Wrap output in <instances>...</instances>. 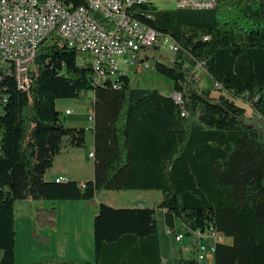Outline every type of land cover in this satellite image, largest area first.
I'll use <instances>...</instances> for the list:
<instances>
[{
    "label": "trees",
    "instance_id": "trees-1",
    "mask_svg": "<svg viewBox=\"0 0 264 264\" xmlns=\"http://www.w3.org/2000/svg\"><path fill=\"white\" fill-rule=\"evenodd\" d=\"M129 15L176 46L168 61L150 58L179 100L134 87L126 73L95 83L91 63L55 32L38 43L26 90L0 67V264H14L16 201H90L100 190L133 189L161 196L153 207L100 202L92 261L55 263L167 264L156 234L162 210L169 231L179 219L184 232L214 230L230 238L215 242L212 264H264V0L169 10L138 2ZM198 67L217 95L199 85ZM88 91L93 176L46 180L63 147L85 146L86 129L64 124L55 101ZM55 213V207L37 209L38 226L53 227ZM177 264L200 261L179 254Z\"/></svg>",
    "mask_w": 264,
    "mask_h": 264
},
{
    "label": "built area",
    "instance_id": "built-area-1",
    "mask_svg": "<svg viewBox=\"0 0 264 264\" xmlns=\"http://www.w3.org/2000/svg\"><path fill=\"white\" fill-rule=\"evenodd\" d=\"M216 0H207L214 6ZM0 0V67L7 68L18 88L29 86V71L38 43L49 33L68 38V44L80 48L82 59L101 65V72L94 73V82L113 79L116 73H125L123 67H148L149 48L160 50L165 38L142 31L129 21L126 0ZM167 44V43H166ZM168 45V44H167ZM170 51L175 47L168 45ZM180 97L175 100H179ZM69 110L66 109L65 113ZM88 120L93 121L90 107ZM88 156L93 157V152ZM60 178H55L59 181ZM191 250L197 261H202L207 251H213L215 242H223L224 236L214 230L201 233L189 232ZM183 234L177 233L176 239ZM210 239V244L199 242Z\"/></svg>",
    "mask_w": 264,
    "mask_h": 264
},
{
    "label": "rangeland",
    "instance_id": "rangeland-1",
    "mask_svg": "<svg viewBox=\"0 0 264 264\" xmlns=\"http://www.w3.org/2000/svg\"><path fill=\"white\" fill-rule=\"evenodd\" d=\"M154 6L159 10H169L176 8L174 0H155ZM162 44L160 50L155 53L149 51L148 67H123V71L130 78V82L134 87L140 88H156L164 95H170L173 92V82L166 76L156 72L152 67L151 56L160 55L163 60H170L173 56V51L168 49V43ZM196 78H199V85L211 88L212 94L217 95L213 89L211 77L201 68H196ZM91 91L85 93L81 99L75 98H59L55 101L56 109L59 111V116L68 126L84 127L86 129L85 146L84 147H63L69 155H72L75 161L72 164L73 169L68 173V176H89L92 178L93 160L89 158L88 151L92 145V133L89 129L90 122L88 120L89 109L91 107ZM239 105L245 108L246 115H251V109L242 101H237ZM68 109L69 112L65 113ZM65 155V154H63ZM64 156L58 158L54 169L61 166ZM66 157V156H65ZM78 166L80 168L76 169ZM48 171V170H47ZM46 171V172H47ZM83 171V172H82ZM82 172V174H81ZM73 174V175H70ZM161 194L158 190H100L97 192L93 200H81L85 206H69L67 200H41L45 203L46 208L55 207V217L58 215L61 222L65 219L67 212L73 211L77 215L75 223L78 224V230L61 229L57 232L51 230L52 227H47L43 232L32 234L33 225H38L35 219L37 207H33L37 203L33 200L29 202L16 201L14 203L15 214V249H14V264H56L55 261L71 260L74 262L92 261L93 259V230L91 213L94 205L102 202L112 207H137L141 202L145 206L153 207L159 200ZM34 208V209H32ZM58 211V213H57ZM157 236L160 242V252L167 264H177L178 253L187 256L192 254L190 248L184 249L185 246L192 247L190 235H185L182 224L179 219H175L173 231L165 228L163 222V211H156ZM69 222V221H68ZM68 234L66 238L68 245L63 248L57 244L60 236ZM182 233L183 237L180 240L176 239V234ZM66 237V235H65ZM206 244L207 240H198ZM224 241L228 240L224 238ZM56 243V245L54 244ZM208 245V244H207ZM182 247V248H181ZM200 264H212L211 258H205L200 261Z\"/></svg>",
    "mask_w": 264,
    "mask_h": 264
},
{
    "label": "crops",
    "instance_id": "crops-1",
    "mask_svg": "<svg viewBox=\"0 0 264 264\" xmlns=\"http://www.w3.org/2000/svg\"><path fill=\"white\" fill-rule=\"evenodd\" d=\"M85 140H86V135H85ZM92 150H93V138H92V145H91V148L88 151V153L91 152ZM63 154H65V155H63ZM61 156H64L63 157L64 159L62 160L61 166L54 169V166H55L58 158H61ZM75 159L76 158L73 159L72 155H69V153L67 151H64V149H63L58 155H56L54 157L52 167L45 173L44 178L46 180H55V178H60V181L77 180L79 182L87 180L88 178H86V177H89V176H68V173L71 171V169H73L72 164L75 161ZM78 168H80V166H78L76 169H78ZM82 172H81V174H82ZM70 175H73V174H70ZM92 176H93V173L91 174V177ZM30 200L31 199H27V200H25V202H29ZM33 201L37 202V203H34L35 205L33 207H37V209L46 208L45 207V203H43V201H41V200H33ZM67 202L68 203H66V204H68L69 206H79V207L85 206V208H87L86 205H82L83 203H81V202H83V201H81V200H67ZM139 206H145L144 202H141V204H139ZM32 209H34V208H32ZM96 209H97V205H94V208L92 209V213H91V219H92L91 221H93V216H94V213H95ZM57 213H58V211H57ZM65 219L67 221L61 222L60 217L58 215H56V217H55V225L51 228V230L53 232H55V233L57 232V230L59 228L65 229V230L66 229L68 230L70 228L73 229V230H76V231L78 230V224L75 223V221L77 220V215L74 212V210L70 211V212H67ZM174 225H175V222H174ZM46 228L47 227H40L38 225H33V229H32L31 232H32V234L34 236H36V233L40 234ZM92 230H93V228H92ZM185 233H187V232H185ZM65 235H66V237H65ZM65 235L60 236L59 239L56 241L58 245L59 244L60 245L63 244V248H65L68 245V240L66 239L68 237V234L65 232ZM204 239L207 240L206 243H208V245H209L210 244V239L209 238H204ZM226 239L228 240L227 242L230 241V238H226ZM54 244L56 245V243H54ZM179 254H182V253L179 252L178 255ZM206 258L207 259L211 258V261L213 260V254H212L211 251H209V250L207 251Z\"/></svg>",
    "mask_w": 264,
    "mask_h": 264
},
{
    "label": "bare ground",
    "instance_id": "bare-ground-1",
    "mask_svg": "<svg viewBox=\"0 0 264 264\" xmlns=\"http://www.w3.org/2000/svg\"><path fill=\"white\" fill-rule=\"evenodd\" d=\"M155 0H126V8H129L132 4L138 3V2H154ZM177 7H193V8H210L212 6H207V0H174ZM129 21L133 22V25H137L141 28L142 31H145L152 36L165 38V42L168 43L169 46L175 47L174 43L170 41L167 37H161L158 32L153 30L152 28L148 27L147 25L143 24L139 20L131 17L129 15ZM65 40L68 43V38H61ZM74 47V49L78 52V57L82 58V53L80 48L77 46H74V44H69ZM34 56V55H33ZM92 69L94 73H100L101 72V65L98 63H91Z\"/></svg>",
    "mask_w": 264,
    "mask_h": 264
},
{
    "label": "water",
    "instance_id": "water-1",
    "mask_svg": "<svg viewBox=\"0 0 264 264\" xmlns=\"http://www.w3.org/2000/svg\"><path fill=\"white\" fill-rule=\"evenodd\" d=\"M168 96H171V97H173L174 99L180 97L179 93H177V92H175V91H173V92H172L170 95H168ZM188 234H189V232L185 233V235H188Z\"/></svg>",
    "mask_w": 264,
    "mask_h": 264
}]
</instances>
